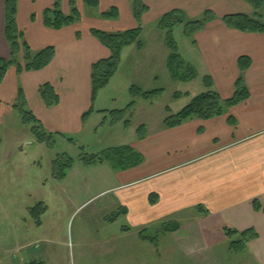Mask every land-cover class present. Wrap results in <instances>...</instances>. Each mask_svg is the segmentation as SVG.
<instances>
[{
  "label": "crops",
  "instance_id": "1",
  "mask_svg": "<svg viewBox=\"0 0 264 264\" xmlns=\"http://www.w3.org/2000/svg\"><path fill=\"white\" fill-rule=\"evenodd\" d=\"M59 1L62 13L67 14L68 0ZM54 2L17 1L16 24L30 49L36 53L50 46L54 48V57L39 71L18 73L15 67L7 70L0 84V124L5 115L14 112L21 89L26 110L43 129L65 135L75 129L82 131V115L93 110L96 100L91 98V66L110 56L90 30L121 32L136 28L137 23L129 0H97L91 21L84 20V23L81 17L60 30L49 29L43 24V12ZM142 2L148 7L141 16L142 47L129 45L123 48L120 57L132 53L137 58L144 53L146 48L141 39L145 23L160 31L157 23L167 12L179 10L190 19L210 10L214 13L213 19L194 33L192 39L185 38L190 43L189 49L207 69L205 77L212 80L213 89L222 99L231 97L234 92L239 75L238 59L248 57L250 66L244 73V81L250 97L220 117L192 118L174 128H165L162 124L151 132L146 130L134 146L141 161L119 172L122 188L119 197L124 207L120 214L131 224L142 227L161 221L175 222L178 229L164 231L172 238L188 243L189 234L197 235L204 239H197L198 243L207 240L206 244L212 247L225 243V229L236 232L251 229L257 237L246 244L244 251L254 263L264 264V33L227 28L215 15L252 16L251 7L242 0ZM74 5L78 10L84 5L83 0H74ZM113 7L118 17L103 19L101 14ZM263 7L260 16L264 22ZM160 46L166 47L164 35ZM166 51L167 62L168 49ZM9 56L4 37V0H0V59L8 60ZM181 58L190 64L183 56ZM168 76L170 79L169 73ZM44 84L54 89L57 104L47 107L42 101L38 88ZM229 116L235 125L228 124ZM150 197L154 203L150 202ZM193 244L197 245L196 240Z\"/></svg>",
  "mask_w": 264,
  "mask_h": 264
},
{
  "label": "rangeland",
  "instance_id": "2",
  "mask_svg": "<svg viewBox=\"0 0 264 264\" xmlns=\"http://www.w3.org/2000/svg\"><path fill=\"white\" fill-rule=\"evenodd\" d=\"M93 9L87 5L78 9L82 22L91 21ZM261 14L264 20V7ZM183 17L190 21L202 16ZM144 30V53L137 58L132 53L120 57L117 70L96 93L81 132L64 133L65 138L55 134L50 145L40 144L17 114L4 116L0 124V264H256L245 251H230L227 235L224 244L212 247L207 240L198 243L204 239L189 233L188 243L172 238L164 232L176 225L172 221L142 227L123 214L111 219L124 208L119 197L122 168L106 155L122 148L139 155L134 148L139 142L138 127L153 131L206 91L202 79L207 69L189 49L183 25L173 28V37L194 74L186 82L169 79L167 49L160 46L164 32L149 22ZM177 70L179 76L191 75L185 66ZM132 86L144 92L163 89V93L153 101L134 99L129 92ZM132 100L134 106L114 123L110 113L125 109ZM89 156L103 162L86 165L82 159ZM60 170L62 177L54 175ZM38 203L46 211L36 225L30 209Z\"/></svg>",
  "mask_w": 264,
  "mask_h": 264
},
{
  "label": "trees",
  "instance_id": "3",
  "mask_svg": "<svg viewBox=\"0 0 264 264\" xmlns=\"http://www.w3.org/2000/svg\"><path fill=\"white\" fill-rule=\"evenodd\" d=\"M17 1L18 0H4V37L9 46L10 56L8 60L0 59V84L9 68L15 67L18 73L24 71H39L48 66L54 57L53 47H46L36 53H33L30 49L23 37V33L18 29L16 24ZM129 1L132 16L137 23L136 28L121 32H105L98 29L90 30L91 35L110 52V56L107 59L99 60L91 66L90 81L92 101L96 98V93L106 86L109 79L117 70L123 48L129 45H135L138 49L142 47L140 42V35L142 32L141 16L148 11V7L142 2V0ZM242 1L251 7L254 13L253 16L245 14H229L221 18L222 23L227 28L241 32L264 33V22L261 20L259 14V11L264 6V0ZM59 2V0H55L54 4L43 12V24L49 29L60 30L61 28L69 26L81 19V15L74 5V0H68L70 7L68 14L62 13ZM83 3L92 8L98 6L97 0H83ZM183 16V13L179 10L167 12L160 17L157 23V28L164 32V41L168 49L166 68L171 79H178L186 82L193 78L192 76L194 74L190 66L182 60L178 52L177 43L173 37V28L177 25H183V36L192 39V35L202 30L204 26L213 19L214 15L210 10H206L200 19L184 21ZM101 17L105 20L115 19L118 17V11L113 7L101 14ZM181 66L187 67L191 75L185 77L179 76V70L177 69H180ZM237 66L239 75L234 83V92L231 97L222 99L213 89L212 80L209 77H204L202 82L206 91L193 97L178 113L166 117L163 120V126L165 128H174L192 118L209 120L215 117H220L225 115L230 108L248 100L250 94L244 81V73L250 66L249 58L240 57L237 61ZM129 92L134 99L142 98L145 101H153L158 95L163 93V89L144 92L139 88L132 86L130 87ZM38 94L47 107L58 103V96L50 84L39 86ZM133 106L134 100H132L125 109L111 112L110 114L114 116V118L112 117V121L115 123L122 120L124 114L130 111ZM13 111L20 118V122L23 126H30V132L37 143L50 145L55 134L46 132L33 114L26 110L24 96L21 89L18 90L17 100L13 106ZM166 111L170 112V109L166 108ZM91 113L92 110L82 115L83 123ZM227 122L229 125H235L234 119H232L231 116L227 118ZM123 124L128 126L129 121L124 120ZM144 129V126L138 127V139L142 138ZM56 135L65 138V135L63 134ZM109 158H114V164L121 167L122 170L137 165L141 161L140 155L136 154L131 149L125 148L110 150L109 155H106L105 159ZM82 160L86 165L103 162V160L97 156L83 157ZM55 163L56 162L54 161L53 167L55 166ZM67 164H69V162ZM63 166L67 165L64 164ZM55 174L57 177H62L64 175L62 170L57 171L54 175ZM150 202L154 203L152 197H150ZM255 209L258 210L259 206H256ZM45 211L46 207L42 203H38L30 209V215L35 219L36 225L40 224V216ZM122 212V210H119L116 215L111 217V219H114ZM111 219L110 221H112ZM177 227V225H174L173 228L164 231L171 232L176 230ZM224 232L225 235H227V238L231 239L229 242V250L233 252L244 251L246 249V244L257 237L251 229L243 232L225 229Z\"/></svg>",
  "mask_w": 264,
  "mask_h": 264
}]
</instances>
